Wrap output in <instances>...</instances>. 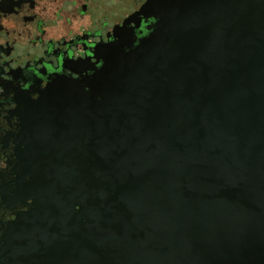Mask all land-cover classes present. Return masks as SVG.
<instances>
[{"label": "flooded vegetation", "instance_id": "flooded-vegetation-1", "mask_svg": "<svg viewBox=\"0 0 264 264\" xmlns=\"http://www.w3.org/2000/svg\"><path fill=\"white\" fill-rule=\"evenodd\" d=\"M230 1L0 0V264H81L129 238L130 184L111 164L131 142L109 108Z\"/></svg>", "mask_w": 264, "mask_h": 264}, {"label": "water", "instance_id": "water-1", "mask_svg": "<svg viewBox=\"0 0 264 264\" xmlns=\"http://www.w3.org/2000/svg\"><path fill=\"white\" fill-rule=\"evenodd\" d=\"M218 6L193 20L191 51L112 102L129 238L81 264H264V0Z\"/></svg>", "mask_w": 264, "mask_h": 264}]
</instances>
